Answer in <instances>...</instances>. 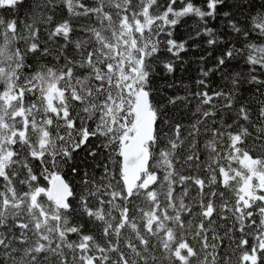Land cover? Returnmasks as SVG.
<instances>
[{
    "label": "snow or ice",
    "instance_id": "1",
    "mask_svg": "<svg viewBox=\"0 0 264 264\" xmlns=\"http://www.w3.org/2000/svg\"><path fill=\"white\" fill-rule=\"evenodd\" d=\"M0 264H264V0H0Z\"/></svg>",
    "mask_w": 264,
    "mask_h": 264
}]
</instances>
